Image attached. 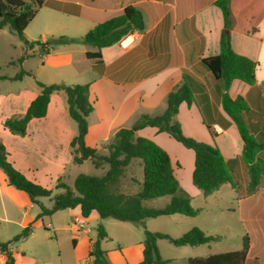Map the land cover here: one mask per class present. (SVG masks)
Segmentation results:
<instances>
[{
  "label": "crops",
  "instance_id": "1",
  "mask_svg": "<svg viewBox=\"0 0 264 264\" xmlns=\"http://www.w3.org/2000/svg\"><path fill=\"white\" fill-rule=\"evenodd\" d=\"M55 1L61 4V10L50 7L40 8L41 10H48L43 13L41 18L43 24L35 35V37H39L40 42L45 41L43 39L45 35H50V37L64 35L68 38L81 39L99 21L108 19L127 6L135 7L142 15V30H134L118 43L100 50L104 66L101 75L92 69L91 61L85 58L92 70L91 72L95 74L93 78L86 81L89 84L88 98L93 106L92 112L87 117L88 130L84 139L86 146L97 149L99 153L106 155V152L102 151H105L104 147L110 143L118 130L133 128L143 115L150 117L162 115L167 107L168 94L181 86L184 82V76H187L200 83V87L194 93L193 102L189 106L181 104L178 107L173 120L180 124L181 131L186 137L197 141L207 143L210 140L205 132L210 136H217L219 139L231 138L234 142L237 141L241 148L239 152L234 154H223L220 144L218 146L213 142V145L220 150L224 159H239L243 143L235 123L222 110L220 91H223V85L216 82L201 65L203 58L219 53L224 19L220 8L215 4L218 0ZM227 6L230 12V47L236 54L256 63L254 84L260 83L264 87V0H227ZM39 10L33 19L38 16L41 11ZM86 45L81 43L61 45L62 47L57 51L60 58L57 66L63 67L64 73L61 74V77H64L63 79L82 75V72L74 71L71 66V59L75 53L82 54L85 57L86 52L97 51L95 47L88 48L85 47ZM75 47L77 49H73ZM50 55L49 53L43 56L44 63L49 62V58L52 57ZM248 86L239 80H233L227 89V93L231 99L241 96L250 109L256 112L263 111V93L255 94L253 92L254 85ZM192 105L196 107L195 111L197 113L195 115H192L194 112L190 109ZM186 112L190 116L185 119L184 113ZM260 115L261 113L253 117H244V120L254 130L256 121L253 118H258ZM189 121L193 124L196 123L197 128H200L197 136L196 134L194 136L188 129ZM7 133L8 138L16 145L18 144V148L9 144L3 145L7 153V160L27 179L51 189L52 196L63 192L62 189L55 188L58 181L69 187L73 186L74 180L72 184H67L64 180L67 168L80 166L84 162L90 161L86 160L82 164L72 163L69 143L77 134V126L68 116L66 96L63 92H55L50 96L46 115L43 118L30 120L24 136L13 135L8 131ZM135 137H143L153 141L168 154L174 176L179 185L178 194L186 193L190 198V203H196L197 206L194 208L197 210L196 216H199L200 213L210 207L211 198L220 200L219 192L226 184L207 196L193 185L191 174L194 165V154L191 150L184 148L168 134L158 132L156 128L152 127H144L136 131ZM223 141L225 142V140ZM130 164L131 162L126 167L125 172ZM241 164L238 160V164L234 169L233 178L235 182L234 175ZM47 181H49V184H44ZM133 182L134 179L129 178L126 184ZM230 187L232 190L237 191L238 189L237 186L233 188L230 185ZM6 194L15 196L16 201H18L16 197L22 196L21 191L6 183V177L3 173V175L0 174V219L4 221H8L7 217L11 214L10 203H12L8 201ZM52 196L48 198L52 199ZM167 197L162 201H155L157 199L143 201V206L154 209L163 208L171 200L170 196ZM224 197L226 199L227 197L235 198L234 195L230 194H225ZM17 205L20 206L21 203L18 202ZM42 205L46 209L52 206V204L49 207L45 204ZM53 214H58L61 219L55 224L49 219V225L54 227V231L68 233L72 239L71 250L64 249V261H62L60 250L58 251L59 262L57 264H91L89 251L91 244L97 239V232L93 237L90 234L92 228L100 223L104 225L106 232V238L100 241V248L106 252V259L109 264H139L142 261V229L126 227L128 232H122L119 237L115 236L116 246L108 247L103 242L107 238H112V236H110L105 226L106 221L104 220L106 218L101 219L96 211H92L87 217H83L80 208L76 207L58 210ZM167 217L169 232L165 234L168 233L172 238L181 236L190 229L191 225L200 228L207 236L218 237V239L220 237L214 234L212 227L216 222L214 215L208 216V219L212 221V226L209 225L207 228L198 226V222L188 221L186 218L189 217L181 214L168 215ZM42 221L41 217L33 223H36V226L42 225ZM114 224L108 223V225ZM134 225L142 226L145 229L146 221ZM186 225H190V227L188 228ZM122 228H125L124 225ZM170 231L174 234H171ZM79 232L88 235L87 256L77 253L79 240H81V237L78 236ZM261 233L263 234V242L259 250L262 255L261 259L249 256L252 251L251 246H249L245 264H264V228ZM31 234L32 232L27 238L16 243L21 246L31 237ZM54 237L52 242L47 241L53 244L47 245L48 249L53 246L59 249L57 236ZM1 240L2 242L8 241L2 238ZM160 242L161 240L156 242L158 253ZM211 243L213 242L195 247L181 246L194 249V251H184L188 255L183 258L186 264L188 259L204 258L213 254L224 253L195 254L202 251L201 248L204 246H208L207 248L210 249ZM12 245L11 250L15 258L16 251ZM16 261L15 258V264H18ZM165 261H168L169 264L173 259L166 258ZM4 262L5 258L0 254V264H4ZM43 264L47 263L43 262Z\"/></svg>",
  "mask_w": 264,
  "mask_h": 264
},
{
  "label": "trees",
  "instance_id": "2",
  "mask_svg": "<svg viewBox=\"0 0 264 264\" xmlns=\"http://www.w3.org/2000/svg\"><path fill=\"white\" fill-rule=\"evenodd\" d=\"M215 4L220 8L224 19L219 53L203 58L201 65L216 82L223 85V91H220L222 110L235 123L243 143L239 159L226 160L216 146L201 144L184 136L180 124L173 120L178 107L181 104L189 106L193 102L194 93L200 87V83L187 76H184L181 86L168 94L167 107L162 115L155 117L143 115L133 128L118 130L105 147L106 155L100 154L97 149L86 146L84 142L88 130L87 117L93 110L92 103L88 98L89 84H45L37 81L36 84L39 88L37 96L30 101L23 115L6 119L3 122L4 129L13 135L24 136L30 120L43 118L46 115L50 96L55 92H63L66 96L68 116L77 126V134L69 143L72 163L82 164L84 161L90 160L95 169H102L106 165L107 170L101 175L78 174L72 187L58 181L55 188L62 189L63 192L52 196L51 189L27 179L13 167L7 160L4 146L0 143V170L6 177V183L25 193L30 202L36 203L40 208V213L34 221L24 227L19 234L11 240L0 241V254L5 258L4 264H15L11 245L30 235L33 222L66 208L79 207L83 217L96 211L101 219L113 218L132 224L173 214L195 217L197 210L191 207L190 198L185 194H178L179 185L168 154L153 141L135 137V132L144 127L156 128L158 132L168 134L177 143L193 152L194 165L191 180L193 185L204 195L212 194L224 184H230L233 188L237 186L233 172L238 160L245 164L250 176L247 192H252L258 186L264 172L260 158V154L264 151V133L256 127L253 130L246 123L244 117H253L262 111L256 112L250 109L241 96L231 99L227 93L233 80H239L249 86L254 85L256 63L236 54L231 49L229 42L230 12L227 0H218ZM42 6L62 9L61 4L55 0H46L45 2L42 0H0V29L8 26L12 33L23 38L25 28ZM142 29L141 13L135 7L127 6L108 19L99 21L81 39L58 36L43 43L39 40L26 41L25 43L29 48L37 45L40 53L44 55L61 45L81 43L93 46L97 51L86 52L85 58L91 61L92 69L101 75L104 66L100 50L118 43L134 30ZM26 75L29 73L21 71L12 79L20 80ZM133 159L142 161V189L136 194H125L120 192L118 187L126 167ZM50 196H52L53 203L51 208L46 209L38 199ZM165 196H170L171 200L163 208L154 209L143 206V201ZM96 231L97 239L91 244L89 251L91 264H109L106 252L100 248V241L106 238L104 227L98 224ZM158 240H166L176 247H195L217 241L218 237L207 236L198 228H192L177 238H172L165 233L144 230L142 261L139 264H168V261L163 260L158 253L156 245ZM248 250L249 244L245 237L242 248L239 250L213 254L204 258L188 259L187 264H245Z\"/></svg>",
  "mask_w": 264,
  "mask_h": 264
},
{
  "label": "rangeland",
  "instance_id": "3",
  "mask_svg": "<svg viewBox=\"0 0 264 264\" xmlns=\"http://www.w3.org/2000/svg\"><path fill=\"white\" fill-rule=\"evenodd\" d=\"M42 1L45 2L46 0ZM45 11L48 10L42 9L38 13V16L30 22V24L24 30L23 38H20L16 34L12 33L8 26L0 29V77L2 78L0 80V143L2 145L9 144L18 148V144L16 145L11 141L10 138H8L7 130H5L3 127V122L6 119L18 117L24 114L26 106L34 98L35 94L38 93V87L36 84L37 81L46 84H88L86 81L90 80L95 75L93 74V72H91L92 70L89 68L88 62L86 61L85 57L82 54L75 53L73 58L71 59V66L75 72H82V75H76L73 78L63 79L64 77H61V74L64 73V71L62 70L63 67L61 68L57 66L60 60L57 51H59V48H61L62 46H57L50 51V56L52 57L49 58L50 60L48 63L43 62L44 54L40 53L39 47L37 45H34L32 48H29L27 46V44L25 43L26 41L34 42L39 39V37H35V35L43 24L41 18ZM51 38L55 37L45 35L43 39L45 40L44 42H46ZM85 47L89 48L91 46L86 45ZM73 49L77 48L75 47ZM19 60L21 61L19 62ZM21 71L28 72L29 75L23 76V78L20 80H13L12 78L17 76ZM253 92H255V94L263 93L262 97H264L263 85L260 83L254 84ZM190 109L192 112H194L192 115H195V113H197L195 111V105H192ZM187 116L190 115L187 114V112L184 113L185 119ZM253 119L256 121V128L264 133V109L260 117ZM197 127L198 125L196 123L193 124V122L189 121L188 129L190 130V132H192V134H194V136L195 134L197 136V132H200L198 131V129L200 130V128ZM205 133V135L210 138L207 143L197 141L196 139L195 141L210 146L213 145V142L217 145L220 144V148L223 154H234L240 151L241 147L237 141L234 142L231 138L219 139L217 136H210L209 134H207V132ZM200 137L203 138L202 135H200ZM223 140H225V142ZM260 158L262 160V167L264 168V151L260 154ZM239 162L242 164L237 168L234 175L238 187L237 191L235 189L232 190L230 185L226 184L219 192L220 200L211 198L210 207L206 211L200 213L199 216L186 218L188 221L198 222V226H205L206 228L209 227V225L212 226V221L208 219L209 215H214L216 219V222H214L212 227L214 230V234L220 236L218 241L211 243L210 249L207 248L208 246H204L203 248H201L202 251L195 254L204 255L207 254V252L218 253L239 250L242 248L243 238L246 237L249 246H251L252 248L249 256L261 259L262 255L259 250L263 242V234L261 233V230L264 228V172L261 176L258 186L249 193L247 192V187L250 176L248 175L247 167L241 160H239ZM106 169V165L103 166L102 169H95L90 161H86L80 166H72L71 168H67L65 171L66 176L64 177V180L67 184H72L75 176L79 173L86 175H101L106 171ZM0 174L3 175V172L1 170ZM39 175L41 176V174ZM129 178H133L134 182L127 185L126 183H128ZM142 181V161L140 159H134L131 161V164L127 168L125 176L120 180V184L118 187L119 191L129 194L139 193L142 189ZM44 184H49V181L45 182ZM8 194H6V197L8 201L12 202L10 203L11 214L7 217L8 221L0 219V241H2L1 238L4 240H11L15 235L19 234L27 224L31 223L40 213V208L38 207V205L36 203L30 202L25 193L21 192L22 196L16 197L18 198V201L15 200V196ZM225 194H230L232 196L234 195L236 199H231L228 197L226 199L224 197ZM185 196L188 195L186 194ZM167 198V196L164 198H156L157 200L155 201H162L163 199ZM38 201L42 204L47 205L48 207L52 204L51 198H40L38 199ZM18 202L21 203L20 206L17 205ZM190 205L192 208H196L197 206L196 203H190ZM49 219H51L53 221V224H55L58 223L61 218L58 214H52L47 217H42L43 226H36V223H33L31 237L24 243H22L21 246L19 243H14L12 245V247L16 251V263L43 264V262H45L47 264H57L59 262V250L62 255V261H64V249L67 248V250H71L72 239L69 237L68 233L54 231V227H51L49 225ZM104 221H106L105 226L108 230V233L110 234V236H112V238H107L103 242L104 244L106 243L108 247L116 246L115 236L119 237L122 232L127 231L126 227H129L131 229H142V239L144 237V230L160 233L169 232V223L167 216L146 219L145 229H143L142 226L138 227L129 222H123L113 218H106V220ZM108 223L115 224L108 225ZM101 225L104 227L103 224ZM123 225L125 228H122ZM97 226L98 225H95L92 228V233L90 234L91 237H93V235L97 232ZM186 227L189 228L190 225H186ZM192 228L198 227L191 225L190 229ZM82 233L83 232H79L78 234V236L81 237V240H79L77 253L79 255L82 254L83 256H85L87 252L88 235ZM55 235L58 239L59 249L55 248L54 246L48 249L47 245H53L51 242L55 238ZM48 240L51 242H47ZM158 248L159 255L162 259H173V261H170L169 264H186V261H184L183 258H186L188 255L184 251H194V249L192 248L173 246L169 242L163 240H161Z\"/></svg>",
  "mask_w": 264,
  "mask_h": 264
}]
</instances>
